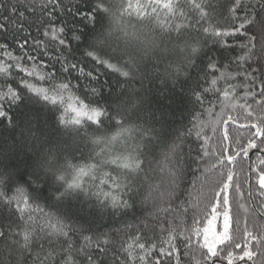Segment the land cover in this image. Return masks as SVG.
Listing matches in <instances>:
<instances>
[{
	"label": "snow or ice",
	"instance_id": "obj_1",
	"mask_svg": "<svg viewBox=\"0 0 264 264\" xmlns=\"http://www.w3.org/2000/svg\"><path fill=\"white\" fill-rule=\"evenodd\" d=\"M187 2L199 15L195 23L184 11V0H40L39 5L36 0H0V40L6 41L0 43L5 57L0 77L17 81V87L6 83L0 91V264H78L77 258L85 264H264V203L251 212L255 232L248 226L244 204L237 202L234 220L229 191L234 189L238 199L244 192L228 167L255 150L259 166L251 171L264 197V0H231L219 10L212 0ZM257 7L259 67L242 63L252 59L254 36L249 38L251 48L241 45L247 51L234 61L238 68L233 72L203 52L199 40L185 35L241 33L250 21L247 14H238ZM224 11L240 20L239 25L231 30L214 27L212 19ZM69 32L71 42L65 38ZM9 43L21 55L9 50ZM222 46L230 47L226 39ZM80 51L94 62L88 70L76 56ZM100 68L106 70L104 77L115 74V85L109 79L101 82ZM255 72L261 74L259 91L251 90ZM238 77L246 83L231 82ZM83 79L89 83L81 98L77 92ZM146 81L160 84L153 90L145 87ZM209 95L214 99H206ZM176 98L190 105L186 111L191 118L183 129L169 119ZM237 107L243 110V123L232 114ZM233 126L250 133L246 143L236 140L238 150L230 148ZM207 128L221 134L219 153L210 146ZM193 133L199 141L195 156L190 147L185 152ZM193 163L203 165L204 185L221 186L203 227L187 229L191 235L183 241L182 261L174 241L186 229L178 231L173 220L183 224L188 211V201L180 200L181 184ZM157 170L164 178L150 183ZM203 196L201 189L189 203L193 212ZM137 204L142 217L129 223L124 218ZM160 212L171 218L160 220ZM192 223L201 221L194 218ZM241 234L243 245L238 242Z\"/></svg>",
	"mask_w": 264,
	"mask_h": 264
},
{
	"label": "trees",
	"instance_id": "obj_2",
	"mask_svg": "<svg viewBox=\"0 0 264 264\" xmlns=\"http://www.w3.org/2000/svg\"><path fill=\"white\" fill-rule=\"evenodd\" d=\"M79 0H71L72 4L78 3ZM195 2L199 3L201 0H195ZM214 6H216L219 10L220 5H227L231 2V0H212ZM251 0H242L243 3H250ZM37 5H39L40 0H36ZM62 4H69V0H61ZM71 6V5H69ZM183 8L184 11L189 15L191 18L192 23H195L196 20L199 19L198 13L191 9L190 3L187 2V0H184L183 3ZM58 14V13H57ZM247 14L249 17L250 23L245 25V28L241 30V33L228 36V37H215L212 35L204 34L202 31H188L186 32V36L190 40H199L200 42V47L203 52L208 53L210 56L216 57L219 61L220 66L224 65H229V70L235 72L238 68V66L234 63V61L244 55V53L247 51V48H242V44L248 45L249 48H251V44H249V38L254 36L256 39L252 42L256 45L255 48H252V59H248L246 62H242L244 64V67H248L251 65V68H256L259 67L260 61L258 59L259 57V45H260V36H261V13L259 10V7H257L254 11L252 12H241L238 15H245ZM161 16L163 18V10H161ZM212 25L214 27H221L226 30H231V28L235 25L238 26L240 23V20L235 19V18H228V13L226 11L221 12L218 15H215L214 18L211 21ZM203 26H207V23H205ZM247 33V35H245ZM33 35H36L35 32H33ZM41 39H44L42 36L38 37ZM66 39H69L71 42V33H67ZM227 40L230 47H223L222 46V41ZM206 41V43H205ZM6 41L0 40V43H4ZM74 43V42H73ZM9 50H11L15 55L19 56L21 55V50L15 46L14 43H9ZM76 56L85 63L86 70L90 69L94 62L89 60H86L82 56V51L76 52ZM5 57L2 55V50H0V60H4ZM44 59H47V57H44ZM24 63H28L26 60ZM164 64H160L161 71L163 70ZM56 68L59 70L60 65L56 64ZM251 68L248 70L251 71ZM106 70L103 68H100V72L102 74V80L103 79H109V82L113 85L116 84V77L115 74H113L111 77H104L103 73ZM18 75H23V74H18ZM257 77L256 80V85L253 87L251 90L253 91H259V84L261 83L260 81V73L255 72L253 73ZM72 79L75 82V73L72 74ZM36 82V81H32ZM232 83H239L243 84L246 83L243 77H238L235 81H231ZM6 83H11L12 86L15 88L17 87V81L13 79H8L5 81L4 77H0V91L6 90ZM81 88L77 92V95L81 96V98L85 97V90H84V85H87L89 82L87 79L81 80ZM160 82L156 81L155 85H150L148 82H145V87H151L153 90H155L156 86H159ZM92 87H98L97 84H92ZM179 87V86H178ZM243 89H238L237 90V95H240ZM259 99V96L256 97ZM206 99H214L211 95L206 97ZM244 101L241 100L240 103H243ZM248 103L253 104V108L255 109L257 106L254 103V100L250 97L248 99ZM208 105L205 104V107ZM187 108H190V105L186 104L184 101H182L180 98H176L172 102L171 106V112L169 114V119H174L175 124L173 125L176 128H181L183 129V126H187L188 122L190 120V114L188 111H186ZM216 111H219V108L217 107L215 109ZM174 113V115H172ZM234 117L239 118L240 122H244V113L243 110L240 109L239 107L236 108V110L232 113ZM202 119H207L206 116H202ZM205 133L209 136H212V142H211V147H214L216 152L219 153L221 151L222 145L219 142V137L220 133L217 132L215 135L212 134L210 128L205 129ZM250 133L246 129H242L240 131H237L236 126H233L231 128L230 136L232 137V142L230 145V148L233 150H238L241 145L236 143V140H240L241 143H246V140ZM225 145L228 144V142H224ZM199 141L196 140V137L193 133L191 137L188 138V140L185 142V152L189 150V147L192 149V155H196V149L198 147ZM261 156H264V153H260ZM71 159V158H70ZM157 159H163L162 156H157ZM75 163L76 161H71ZM214 162V161H213ZM259 166L258 161H257V152L255 150H251L249 152V156L247 158L241 156L238 157L236 162L233 165H228L234 173V182H239L241 184V190L244 192V197L242 199H238L235 190L230 189L229 191V196H230V202L232 203V211H233V217L234 220L236 218L237 214V202L244 204L248 210L249 214L247 215V220H248V226L252 231H256L254 225H253V218L251 216V212L254 210H258L260 208V205L264 203V197H262L259 192L257 191L258 189V184L256 182L255 174L251 171L253 166ZM153 167H156L155 164H153ZM109 170V169H106ZM202 170H203V165H201L199 168L197 167L196 164H192L190 169H185V174L182 180L181 188H182V194L180 196L181 201H188L184 206L188 207L187 213L184 215V221L183 224H181V221L179 219H174L173 220V226H177V230L179 231L181 227L186 229L184 236H178L176 241L174 243L176 244V247L180 250L181 252V259L184 261L183 257V250H184V243L183 241L185 240V237L188 235H191V232L187 231V229H191L194 227H203L204 222H206V218L208 215L211 213V205L215 203L216 201V195L215 193L219 191V188L221 185H213V186H208L204 185V176L202 175ZM151 175V180L149 181L150 183H160L161 179L164 178L165 173L157 172L155 174H150ZM226 179V176L224 177ZM203 190L204 196L201 197V204L199 206V210L197 212H193L191 207H189V203L194 202L197 194ZM144 194H147V185H145L144 188ZM191 194V199L189 198L188 194ZM12 193H9L11 195ZM137 200H139V197H136ZM180 201H177L179 203ZM207 205V207H205ZM175 207V205H174ZM149 209H145L144 211H148ZM219 210V209H218ZM259 211H256V216L259 217ZM134 217H142V212L139 208V204H137V210L135 212L129 211V214L127 217L124 219L127 220L129 223H138L137 220L134 219ZM167 218H171L169 214H166L164 212L159 213V218L160 220H165ZM198 219L201 221L200 224L194 225L192 223L193 219ZM117 220H119V217H116ZM239 219L241 222V228L244 226V219H245V213L243 209L239 210ZM106 220L108 221V225L112 224V221L108 220L106 217ZM119 226V225H116ZM165 227H168L166 224ZM235 227V225H234ZM146 235H152V233H147ZM166 238V237H165ZM192 240L193 243H196L197 238L192 235ZM242 245L244 243L242 234L241 238L238 241ZM77 246L79 245V241L76 242ZM235 252L239 253L241 250L240 249H235ZM78 259V264H85V261L83 259ZM221 264H227V261H222ZM234 264H251V262L245 261H240V260H235Z\"/></svg>",
	"mask_w": 264,
	"mask_h": 264
},
{
	"label": "rangeland",
	"instance_id": "obj_3",
	"mask_svg": "<svg viewBox=\"0 0 264 264\" xmlns=\"http://www.w3.org/2000/svg\"><path fill=\"white\" fill-rule=\"evenodd\" d=\"M222 226V220L221 221H217V228H220Z\"/></svg>",
	"mask_w": 264,
	"mask_h": 264
}]
</instances>
